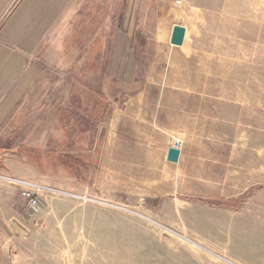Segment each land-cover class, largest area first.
<instances>
[{
    "label": "crops",
    "instance_id": "1",
    "mask_svg": "<svg viewBox=\"0 0 264 264\" xmlns=\"http://www.w3.org/2000/svg\"><path fill=\"white\" fill-rule=\"evenodd\" d=\"M148 5L0 0V241L12 239L14 181L46 185L35 157L77 163L98 154L103 187L132 183L155 201L234 202L255 188L253 171L238 166L252 143L248 100L202 87L209 77L172 34L156 35L151 60V39L138 33ZM127 94L104 140L100 123ZM175 134L185 145L172 163Z\"/></svg>",
    "mask_w": 264,
    "mask_h": 264
},
{
    "label": "rangeland",
    "instance_id": "2",
    "mask_svg": "<svg viewBox=\"0 0 264 264\" xmlns=\"http://www.w3.org/2000/svg\"><path fill=\"white\" fill-rule=\"evenodd\" d=\"M148 4V21L138 33L151 39V60L156 35L181 25L187 51L210 79L202 87L232 90L235 97L242 92L248 100L252 143L238 166L253 171L255 188L234 202L155 201L132 183L103 187L98 154L78 157L77 163L34 156L30 163L44 172L46 187H20L22 180H15L16 221L12 239L0 241V264H264V0ZM130 99L124 95L100 123L104 140L113 116ZM168 138L167 150L178 145L183 151L181 137ZM25 189L39 194L42 207L35 215L22 196Z\"/></svg>",
    "mask_w": 264,
    "mask_h": 264
},
{
    "label": "water",
    "instance_id": "3",
    "mask_svg": "<svg viewBox=\"0 0 264 264\" xmlns=\"http://www.w3.org/2000/svg\"><path fill=\"white\" fill-rule=\"evenodd\" d=\"M173 27L174 28L170 43L179 47L184 46L185 38L187 35V29L185 27H182L181 25H174ZM168 153V160L172 163H176L181 156V153L178 149H169Z\"/></svg>",
    "mask_w": 264,
    "mask_h": 264
},
{
    "label": "built area",
    "instance_id": "4",
    "mask_svg": "<svg viewBox=\"0 0 264 264\" xmlns=\"http://www.w3.org/2000/svg\"><path fill=\"white\" fill-rule=\"evenodd\" d=\"M169 149H178L181 152V148L178 145H175L174 147H171ZM22 196L25 199L26 204H28V209L31 213L35 215V213L41 211L42 204L39 199V194H37L36 192L33 193L32 191L25 189L22 191Z\"/></svg>",
    "mask_w": 264,
    "mask_h": 264
},
{
    "label": "bare ground",
    "instance_id": "5",
    "mask_svg": "<svg viewBox=\"0 0 264 264\" xmlns=\"http://www.w3.org/2000/svg\"><path fill=\"white\" fill-rule=\"evenodd\" d=\"M173 32V31H172ZM14 183H18L17 181H14ZM66 259V258H65Z\"/></svg>",
    "mask_w": 264,
    "mask_h": 264
}]
</instances>
